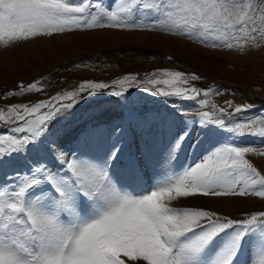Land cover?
Instances as JSON below:
<instances>
[{
    "label": "snow or ice",
    "instance_id": "6c2138e0",
    "mask_svg": "<svg viewBox=\"0 0 264 264\" xmlns=\"http://www.w3.org/2000/svg\"><path fill=\"white\" fill-rule=\"evenodd\" d=\"M95 29L161 32L204 47L245 51L264 41V0H113L108 6L103 0H0L4 49ZM160 75L171 79L149 80L146 90L154 96L196 101L204 108L209 95L221 94L190 85L179 71ZM125 82L144 84L136 76L119 81ZM39 83L21 85V92H40ZM108 87L85 82L78 92L30 106L13 104L7 118L0 110V121L13 125L0 133V264H264V211L233 219L173 204L196 197L264 199V174L245 158L264 157V151L251 145L218 141L193 165L177 170L174 163L185 144L198 148L225 133L264 138V127L255 126L264 116L228 123L252 107H233L231 101L226 102L231 112L212 105L216 116L198 111L190 118L175 106L151 116L134 112L111 127L86 130L75 148L65 149L60 122L85 96ZM17 160L24 170L3 171ZM125 178L133 185L147 179L150 188L134 194ZM246 248L248 259L241 261Z\"/></svg>",
    "mask_w": 264,
    "mask_h": 264
},
{
    "label": "rangeland",
    "instance_id": "374dc122",
    "mask_svg": "<svg viewBox=\"0 0 264 264\" xmlns=\"http://www.w3.org/2000/svg\"><path fill=\"white\" fill-rule=\"evenodd\" d=\"M73 2L78 3L79 0ZM112 2L113 0H103L106 6ZM103 33L110 34L109 36L116 33L124 34L130 36V39L117 41L103 38L95 43L85 41L86 37L94 39ZM160 70L185 73L190 85L200 89H219L221 94L209 95L208 105L204 108H200L196 101L154 96L146 90L150 87L147 82L151 79H171L162 77ZM152 73L156 75L153 76ZM192 74L200 79L192 81L190 79ZM125 76H136L137 80L143 81L144 84L138 88L130 86L127 82L119 83ZM36 81L40 82L38 86L43 89L42 91L21 92V85L26 89ZM90 81L104 83L109 87L106 91L98 92L96 96H86L80 100L70 115L60 122L65 149L75 148L77 138L86 130L96 125L111 127L120 123L122 117L134 112H143L151 116L167 113L175 106L187 113L190 118H195L198 111H207L216 116L219 113L213 110L212 105L226 108L231 112L233 109L228 108L226 104L227 101H231L233 107L237 105L252 107L246 112L227 118L228 123L251 120L253 117L264 116V41L258 42L255 47L240 51L204 47L194 39L161 32L95 29L41 36L9 49L0 47V110L4 112L6 118L7 110L13 104L24 103L30 106L33 102L50 100L52 96L58 94L78 92L82 84ZM176 86L183 88L186 85ZM156 87L172 90L173 86ZM125 89L127 91H124ZM111 91L124 92V96H110L108 93ZM11 126H13L11 123L4 124L0 121V133L7 132ZM255 126L264 127V122L257 120ZM131 138L130 133L129 139ZM218 141L241 146L251 145L257 151H264V138L258 135L237 138L225 133L198 148L185 144L174 162L176 169L180 170L198 162L201 154ZM245 158L264 174V157L249 153ZM13 168L24 170L22 160L6 166L3 171L11 172ZM147 175H153L151 168L147 170ZM2 178L3 172L0 171V179ZM123 183L128 185L134 194L150 188L147 179L140 185H133L126 178ZM173 204L177 207H187L178 201H174ZM221 214L233 219H242L250 213H242L239 216ZM248 256L246 248L245 254L240 257L241 261H246Z\"/></svg>",
    "mask_w": 264,
    "mask_h": 264
},
{
    "label": "bare ground",
    "instance_id": "6f19581e",
    "mask_svg": "<svg viewBox=\"0 0 264 264\" xmlns=\"http://www.w3.org/2000/svg\"><path fill=\"white\" fill-rule=\"evenodd\" d=\"M115 33V32H114ZM110 34H99L97 38L91 39L86 37V42H98L103 38H110L117 41H129L130 36H124L116 33L112 36ZM148 39V38H147ZM133 40V39H132ZM106 41V40H105ZM158 42V41H156ZM168 42V41H167ZM49 47V46H48ZM177 202V201H176ZM178 203L187 207H203L216 211L218 213L229 214L239 216L242 213H256L264 211V199L258 197H247V198H216V197H196V198H180ZM246 259V257H245Z\"/></svg>",
    "mask_w": 264,
    "mask_h": 264
}]
</instances>
